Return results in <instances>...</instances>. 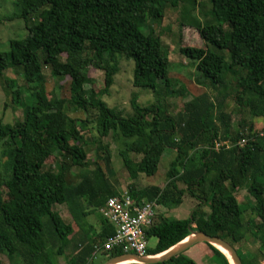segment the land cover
<instances>
[{"label": "trees", "instance_id": "1", "mask_svg": "<svg viewBox=\"0 0 264 264\" xmlns=\"http://www.w3.org/2000/svg\"><path fill=\"white\" fill-rule=\"evenodd\" d=\"M14 1L28 32L12 39L8 52L0 51V75L21 67L24 80L34 82L35 99L23 120L0 121V254L10 261L17 256L22 264H60L59 257L70 250L65 264H90L97 252L105 260L124 253L121 247L103 248L116 228L101 208L123 191L108 144L99 139L88 161L90 143L84 130L89 119L70 116L62 98L49 102L43 79L48 66L53 76L69 78L72 104L97 111L101 138L111 134L123 139L119 155L132 179L155 175L162 151L176 152L163 186L131 184L127 189L138 202L158 205L146 231L147 240L155 237L157 242L147 247V255L164 252L199 230L231 243L243 264H264V127L255 131L253 121L243 120L232 130L225 103L231 95L251 115L264 119V0H210L216 21L195 26L205 47L180 45L178 50L203 72L218 74L217 93L212 96L199 88L176 115L161 103H140L136 93L126 115L101 96L114 84L122 58L132 60L135 87L175 92L161 37L141 27L163 17L168 4L176 7L187 0ZM187 2L185 9L199 4ZM217 49L228 52L229 60ZM91 68L104 74L98 91L86 87L93 82ZM5 84L13 101L20 103L16 80L7 78ZM132 153L141 158L134 160ZM50 157L54 163L47 162ZM243 189L249 193L247 203L237 198ZM186 193L199 201L190 217L158 212L162 205L182 204ZM57 200L65 203L72 222L54 209ZM248 209L259 221L243 220ZM92 214L98 226L89 220ZM248 241L256 244L255 252L247 249ZM203 243L211 248L214 261L231 264L225 252ZM186 251L152 264H197Z\"/></svg>", "mask_w": 264, "mask_h": 264}, {"label": "rangeland", "instance_id": "2", "mask_svg": "<svg viewBox=\"0 0 264 264\" xmlns=\"http://www.w3.org/2000/svg\"><path fill=\"white\" fill-rule=\"evenodd\" d=\"M195 2V0H187ZM185 1V2H187ZM199 4L192 9L190 5L186 9L183 7L185 2H180L178 6L174 7L167 5L164 16L157 19H149L147 26H142L141 30L145 33L152 31L155 35H159L163 42V49L167 52L170 66L168 75L176 82L172 85L171 89H175L174 93L170 91H153L143 90L133 85V64L131 61L121 59L120 71L115 76V82L107 94L101 96L109 106H114L118 110L123 111V114L128 115L132 111L130 100L136 93L139 101L142 104L148 103H161L164 105L168 113L176 115L179 111L183 110L184 103L190 100L199 90L204 88L212 96L217 93L216 83L219 79L218 74H208L199 69L198 63L192 59L184 56L178 50L180 45L188 46H202L205 47V41L201 38L196 25L202 24L206 21H216L211 14L210 0H196ZM188 3V2H187ZM191 8V10H190ZM185 9V11H184ZM19 13V6L14 0H0V51L8 52L10 50V42L12 39H22L27 34L25 22L16 14ZM184 24V26L182 25ZM226 27V25H225ZM218 52L226 55V60H229L228 52L217 49ZM134 63V62H133ZM90 75L93 77V82L88 83L86 87H92L96 91L103 87V71L100 69H90ZM7 78L15 79L17 87L21 89L20 103L13 101L12 92L6 88L5 81ZM208 78V79H206ZM44 86L46 95L49 102L52 103L55 98H62L65 101V108L72 117L80 119H89L87 128L84 130V136L89 141L88 161L92 162L94 158V146L99 144V139L103 143H107L109 152L112 156L113 166L116 170V178L120 184L121 189H128L131 184L136 188H142L148 185L163 186L167 180V170L170 167L171 161L175 158L176 152L171 149L162 151L159 158V168L155 175L147 176L145 174L138 175L137 178L132 179L124 167L122 159L119 155V150L123 147V139L120 136H112L111 134L101 138L97 130V111L89 108L88 112L79 109L70 101L71 93L69 90V78L63 80L52 75L50 67H44ZM34 82H27L24 80V75L21 67H10L4 70L0 75V121L3 123L14 124L23 120L25 110L29 105L34 102ZM181 86L184 87L182 94ZM170 90V89H169ZM181 90V91H180ZM179 91V92H178ZM226 110L231 113L232 130L237 131L239 122L246 120L247 122L253 121L254 130L261 131L264 127L263 116L251 115L247 107L240 106L233 96L226 99ZM91 141L94 142L91 144ZM1 146V144H0ZM131 157L134 160H139L141 155L132 153ZM1 161L3 159L1 158ZM48 163L53 162L52 157L47 159ZM76 171V169H74ZM180 186L184 187L182 183ZM248 192L243 189L238 191L237 198L242 203L248 202ZM199 201L188 193H186L183 203L172 207L162 205L158 212L170 217L187 218L190 217L192 210ZM54 209L57 210L66 222H72L71 215L62 200L54 202ZM204 211H208L207 207H203ZM243 220L258 219L256 214L252 213V209H248L242 216ZM89 220L98 226V219L95 214L89 216ZM259 221V220H257ZM76 228V226H74ZM157 242V238L150 237L147 240L148 246L153 247ZM247 249L255 252L257 250L256 244L246 242ZM203 242L191 246L186 253L192 257L197 264H219L218 261L212 259V250H210ZM70 250H67L65 256L59 257V263L65 264ZM106 256L102 252H97L93 261L90 264H102ZM106 261V260H105ZM104 261V262H105ZM22 264L21 259L17 256L10 261L4 254H0V264Z\"/></svg>", "mask_w": 264, "mask_h": 264}, {"label": "built area", "instance_id": "3", "mask_svg": "<svg viewBox=\"0 0 264 264\" xmlns=\"http://www.w3.org/2000/svg\"><path fill=\"white\" fill-rule=\"evenodd\" d=\"M245 142V139L242 143ZM230 147L231 144L225 142ZM220 143L217 142L216 147ZM156 201L138 202L133 199L129 190L124 189L119 195L110 197L105 207L101 208L104 216L115 225V234L103 245L106 250L121 247L124 253L135 252L147 255L146 231L153 224L156 216Z\"/></svg>", "mask_w": 264, "mask_h": 264}, {"label": "water", "instance_id": "4", "mask_svg": "<svg viewBox=\"0 0 264 264\" xmlns=\"http://www.w3.org/2000/svg\"><path fill=\"white\" fill-rule=\"evenodd\" d=\"M200 242L211 243L217 248H219L221 251H223L222 249H225L230 255V258L232 259L234 264H243L237 250L231 245V243H229L228 241H226L225 239L219 236L210 235L204 231H199V230H193L191 234L188 235L185 239L178 242L177 244H175L174 246H172L171 248H169L164 252L154 255H143V256L138 255L135 252H127L111 257L108 260H106L103 264H120L123 261L130 259L136 260V263H144V264L163 262L175 255H178L179 253L186 251L191 246Z\"/></svg>", "mask_w": 264, "mask_h": 264}, {"label": "bare ground", "instance_id": "5", "mask_svg": "<svg viewBox=\"0 0 264 264\" xmlns=\"http://www.w3.org/2000/svg\"><path fill=\"white\" fill-rule=\"evenodd\" d=\"M222 250H223V251L228 255V257L230 258V255L228 254V252H227L225 249H222ZM230 260H231V264H234L231 258H230ZM126 263H136V260H134V259H130V260L123 261V262L120 263V264H126Z\"/></svg>", "mask_w": 264, "mask_h": 264}, {"label": "crops", "instance_id": "6", "mask_svg": "<svg viewBox=\"0 0 264 264\" xmlns=\"http://www.w3.org/2000/svg\"><path fill=\"white\" fill-rule=\"evenodd\" d=\"M202 243V242H201ZM201 243H199V244H201ZM198 244V243H197Z\"/></svg>", "mask_w": 264, "mask_h": 264}]
</instances>
